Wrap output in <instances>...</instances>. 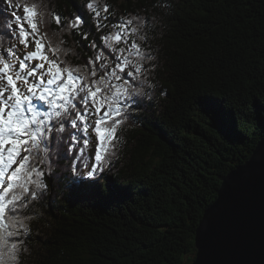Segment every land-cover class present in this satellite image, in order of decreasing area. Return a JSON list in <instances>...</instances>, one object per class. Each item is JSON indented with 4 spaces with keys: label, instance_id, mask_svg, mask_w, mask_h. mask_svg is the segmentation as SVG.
<instances>
[{
    "label": "trees",
    "instance_id": "obj_1",
    "mask_svg": "<svg viewBox=\"0 0 264 264\" xmlns=\"http://www.w3.org/2000/svg\"><path fill=\"white\" fill-rule=\"evenodd\" d=\"M12 2L20 3L15 11L21 17L25 4L36 3L43 13L40 32L65 64L90 80L111 73L124 58L143 70L135 80L126 76L132 64L119 73L142 94L133 97L138 103L127 109L116 155L103 171L84 173L95 162L94 115L88 116L92 143L82 158L83 133L72 144L70 134L77 132L65 121L59 145L53 142L43 163L31 162L44 172L47 187L9 213L27 218L29 228L9 238L23 242L18 264H192L195 230L222 178L264 138V0ZM13 10L0 0L5 56L13 44L16 54L25 50L13 36ZM77 17L82 23L70 27ZM98 20L104 25L99 29ZM126 20H132L128 32L114 44L125 51L110 50L101 38ZM133 41L152 59L129 51Z\"/></svg>",
    "mask_w": 264,
    "mask_h": 264
},
{
    "label": "snow or ice",
    "instance_id": "obj_2",
    "mask_svg": "<svg viewBox=\"0 0 264 264\" xmlns=\"http://www.w3.org/2000/svg\"><path fill=\"white\" fill-rule=\"evenodd\" d=\"M5 2L14 9L11 12L15 23L13 36L26 50L21 58L13 51L16 47L13 44L6 50V56L0 54V264H18L23 242H10L9 238L25 235L29 228L25 223L27 218L21 219L9 213L18 212L47 187L42 180L44 172L31 162L43 163L53 142L59 145L65 133V121H70L71 128L77 132L70 134L72 144L78 143L81 140L79 133H83L82 158L85 149L92 143L88 116L94 115L96 119L91 132L96 138L95 162L85 175L92 177L97 171H103L109 158L116 155L119 143L117 132L126 111L138 103L133 97L142 93L119 74L125 73L126 66L132 64L127 58L117 63L111 73L106 72L100 79L90 80L80 68L65 64L60 59V49L53 47L47 35L40 32L43 13L36 3L31 6L25 4L22 9L24 16L21 17L15 11L21 7L19 2ZM87 6L95 17H100L94 2ZM107 10L105 6L103 11ZM54 19L57 24L60 23V17L54 16ZM81 23V18L77 17L69 22V26L78 28ZM131 24L132 20H126L114 25L118 31L101 38L106 47L123 53L125 49H116L114 44L125 38L124 34ZM102 26L98 20L97 28ZM137 31L138 28L131 29L133 34ZM84 38H87L86 34ZM30 44L33 50L27 51ZM131 50H135L141 60L152 59L151 56H144L135 41L131 43ZM99 59L101 57L97 56L96 60ZM132 67L134 71H127V77L135 80L143 75L139 62ZM91 76H96L94 70ZM109 76L119 83H109ZM78 105L82 110L78 109ZM69 151L72 149L69 148ZM73 172H76L75 163Z\"/></svg>",
    "mask_w": 264,
    "mask_h": 264
},
{
    "label": "water",
    "instance_id": "obj_3",
    "mask_svg": "<svg viewBox=\"0 0 264 264\" xmlns=\"http://www.w3.org/2000/svg\"><path fill=\"white\" fill-rule=\"evenodd\" d=\"M192 264H264V138L221 180L195 230Z\"/></svg>",
    "mask_w": 264,
    "mask_h": 264
},
{
    "label": "rangeland",
    "instance_id": "obj_4",
    "mask_svg": "<svg viewBox=\"0 0 264 264\" xmlns=\"http://www.w3.org/2000/svg\"><path fill=\"white\" fill-rule=\"evenodd\" d=\"M33 50V48L31 47V46H29V48L27 49V51H32ZM25 51L26 50H20L18 53H17V55L18 56H20L21 58L23 57V55L25 54ZM35 62H33V64H34ZM17 67H18V64H17ZM87 171H85L84 173H86Z\"/></svg>",
    "mask_w": 264,
    "mask_h": 264
}]
</instances>
